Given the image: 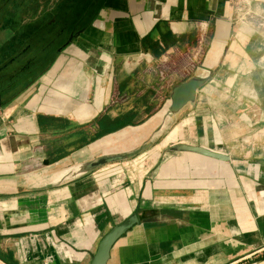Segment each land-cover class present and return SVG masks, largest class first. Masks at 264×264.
Masks as SVG:
<instances>
[{
    "label": "crops",
    "instance_id": "crops-1",
    "mask_svg": "<svg viewBox=\"0 0 264 264\" xmlns=\"http://www.w3.org/2000/svg\"><path fill=\"white\" fill-rule=\"evenodd\" d=\"M243 3L264 23V0H105L0 108V264H89L133 215L108 264H264V27L237 18ZM193 77L206 79L195 102L166 116L172 88ZM128 111L137 126L79 146L75 129L90 139L96 119ZM38 117L68 127L42 130Z\"/></svg>",
    "mask_w": 264,
    "mask_h": 264
},
{
    "label": "trees",
    "instance_id": "trees-1",
    "mask_svg": "<svg viewBox=\"0 0 264 264\" xmlns=\"http://www.w3.org/2000/svg\"><path fill=\"white\" fill-rule=\"evenodd\" d=\"M105 0H0V107H6L30 88L67 47L69 35L89 27ZM148 118V116L146 117ZM137 112L117 117L104 115L93 124L97 132L88 139L83 127L75 129L83 147L105 135L139 123ZM42 130H66L62 119L38 117ZM61 148L59 152H62ZM58 152V151H57ZM64 153L58 157H62Z\"/></svg>",
    "mask_w": 264,
    "mask_h": 264
},
{
    "label": "water",
    "instance_id": "water-1",
    "mask_svg": "<svg viewBox=\"0 0 264 264\" xmlns=\"http://www.w3.org/2000/svg\"><path fill=\"white\" fill-rule=\"evenodd\" d=\"M81 32L71 34L68 37L67 45H69L73 39L80 35ZM204 78H190L185 82H182L172 88L168 105L163 109L166 116L177 115L184 107L189 104H193L196 99L197 91L205 84ZM1 108V107H0ZM175 151H184L203 157L216 159L220 161H228V158L222 154L215 153L208 149L199 146H189L185 144H178L172 147ZM133 154H125L122 156H103L97 159L88 161L82 165L76 166L72 171H68L63 174L62 180L73 179L76 177L84 176L90 172H93L106 165L118 163L131 158ZM48 162L45 161L44 165ZM141 215H133L125 222L114 226L107 234H105L100 240L95 253L93 254L89 264H108L110 254L113 246L116 242L123 237L134 226L138 225L142 221Z\"/></svg>",
    "mask_w": 264,
    "mask_h": 264
},
{
    "label": "built area",
    "instance_id": "built-area-1",
    "mask_svg": "<svg viewBox=\"0 0 264 264\" xmlns=\"http://www.w3.org/2000/svg\"><path fill=\"white\" fill-rule=\"evenodd\" d=\"M238 8H239L238 11L239 16L237 18H239L242 21H248V20L250 21L251 19H254L255 20L254 24L256 25V27L258 28L264 27V23L260 20L258 16H256L250 11L246 3H243L242 5L238 6Z\"/></svg>",
    "mask_w": 264,
    "mask_h": 264
}]
</instances>
